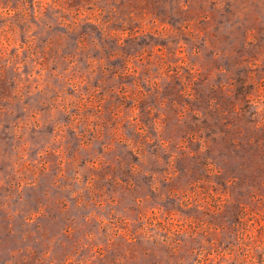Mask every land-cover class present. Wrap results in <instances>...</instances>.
I'll use <instances>...</instances> for the list:
<instances>
[{
    "label": "rangeland",
    "instance_id": "1",
    "mask_svg": "<svg viewBox=\"0 0 264 264\" xmlns=\"http://www.w3.org/2000/svg\"><path fill=\"white\" fill-rule=\"evenodd\" d=\"M0 264H264V0H0Z\"/></svg>",
    "mask_w": 264,
    "mask_h": 264
}]
</instances>
